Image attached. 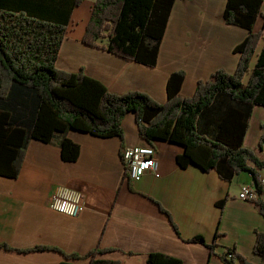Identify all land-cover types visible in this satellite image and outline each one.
I'll return each instance as SVG.
<instances>
[{
    "label": "crops",
    "instance_id": "crops-1",
    "mask_svg": "<svg viewBox=\"0 0 264 264\" xmlns=\"http://www.w3.org/2000/svg\"><path fill=\"white\" fill-rule=\"evenodd\" d=\"M95 1L83 0L74 8L57 62L61 69L85 68L87 75L114 93L142 90L159 103L167 101L172 72L185 71L180 93L192 96L199 80H208L219 69L231 73L237 69L240 55L234 48L249 30L225 21L227 0H177L155 67L82 42ZM79 24L84 30L76 34L73 26ZM263 25L260 17L253 30ZM135 117L128 113L123 119L125 147L149 144L139 136ZM263 133L264 106L255 105L243 143L261 159ZM68 137L80 145L77 160H64L59 142L32 139L20 175H0V245L23 250L57 246L81 256L97 247L114 248L99 257L122 264H148L151 252L178 257L183 264H224L218 254L223 247L235 246L249 261L262 264L253 247L255 230L264 233V217L252 200L239 198L242 185L253 181L248 171L227 181L216 170L204 171L196 164L181 166L177 156L185 146L154 139L158 176L148 172L143 179L132 181L126 178L120 137H97L76 129L69 130ZM260 174L264 176V169ZM59 186L82 193L84 208L78 217L51 208ZM225 197L222 209L218 203ZM261 197L264 200V190ZM216 231L221 233L216 255L205 245L188 241L200 235L212 243ZM14 249L0 246V264H59L64 260L57 250ZM72 262L89 264V259Z\"/></svg>",
    "mask_w": 264,
    "mask_h": 264
},
{
    "label": "trees",
    "instance_id": "trees-1",
    "mask_svg": "<svg viewBox=\"0 0 264 264\" xmlns=\"http://www.w3.org/2000/svg\"><path fill=\"white\" fill-rule=\"evenodd\" d=\"M176 1L96 0L82 42L155 67ZM82 2L0 0V175H20L32 139L59 142L63 159L77 160L80 145L68 137L71 129L97 137L118 136L124 149L123 119L134 113L139 136L149 144L162 139L185 146L177 156L179 165L196 164L204 171L216 170L227 181L248 171L253 178L251 185L258 192L252 201L264 217L260 174L264 159L243 143L252 108L264 106V42L258 51L264 39V25L253 30L260 17L264 20V0H227L225 21L249 30L245 40L234 48L240 55L237 69L232 73L219 69L208 80H199L192 96L180 93L185 71L172 72L164 103L142 90L114 93L102 81L87 75L85 68L70 72L58 66L73 10ZM259 146H264V133ZM227 197L218 203L222 209ZM255 234L253 251L264 264V233L256 229ZM220 236L216 231L212 243L200 235L188 241L199 242L216 255ZM0 246L14 249L6 243ZM43 249L60 251L64 260L59 264H73L72 260L81 258H88L89 264H122L99 257L114 248L97 247L84 256L57 246L14 250ZM218 255L224 264H256L235 246L223 247ZM147 263L183 261L166 253L151 252Z\"/></svg>",
    "mask_w": 264,
    "mask_h": 264
},
{
    "label": "built area",
    "instance_id": "built-area-1",
    "mask_svg": "<svg viewBox=\"0 0 264 264\" xmlns=\"http://www.w3.org/2000/svg\"><path fill=\"white\" fill-rule=\"evenodd\" d=\"M123 160L125 172L132 181L143 179L148 172H154L158 176L159 163L156 146L153 144L124 147ZM261 181L264 184L263 175ZM257 197L258 192L253 185L248 183L242 185L239 198L252 200ZM51 208L64 215L78 217L84 208L83 195L76 189L59 186L53 193Z\"/></svg>",
    "mask_w": 264,
    "mask_h": 264
},
{
    "label": "rangeland",
    "instance_id": "rangeland-1",
    "mask_svg": "<svg viewBox=\"0 0 264 264\" xmlns=\"http://www.w3.org/2000/svg\"><path fill=\"white\" fill-rule=\"evenodd\" d=\"M262 21H263V19H262ZM262 27H263V26H262ZM73 28L76 29V34H79L81 31L84 30L81 24H79L78 26H77V25H74ZM261 42H264V39H263ZM252 65H254L253 62H252ZM202 80H203V79H202Z\"/></svg>",
    "mask_w": 264,
    "mask_h": 264
}]
</instances>
